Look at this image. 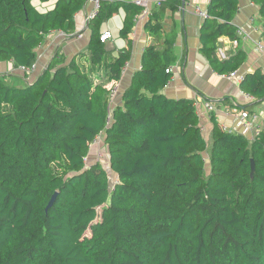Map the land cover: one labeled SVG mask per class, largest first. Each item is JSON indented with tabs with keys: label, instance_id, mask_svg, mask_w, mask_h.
I'll return each mask as SVG.
<instances>
[{
	"label": "trees",
	"instance_id": "obj_1",
	"mask_svg": "<svg viewBox=\"0 0 264 264\" xmlns=\"http://www.w3.org/2000/svg\"><path fill=\"white\" fill-rule=\"evenodd\" d=\"M32 1L0 0V62L15 68L36 63L49 33L73 36L87 3L57 0L40 13ZM251 2L264 37V0ZM159 3L144 27L153 45L112 109L96 73L118 82L131 54L109 58L100 27L122 9L126 39L136 5L100 0L87 25L88 70L57 52L31 84L12 86L0 75V264H264V132L248 141L211 113L207 143L194 102L163 94L176 33L163 35L162 21L180 2ZM238 5L210 0L200 33L201 54L222 76L245 62L240 51L226 60L216 53L219 39H236ZM239 87L254 100L244 112L264 103L260 70ZM99 134L117 179L112 190L101 162H84Z\"/></svg>",
	"mask_w": 264,
	"mask_h": 264
},
{
	"label": "crops",
	"instance_id": "obj_2",
	"mask_svg": "<svg viewBox=\"0 0 264 264\" xmlns=\"http://www.w3.org/2000/svg\"><path fill=\"white\" fill-rule=\"evenodd\" d=\"M118 1L136 6L138 1H148L150 10H153L158 8L156 1L166 0ZM178 1L180 2L179 9L172 10L173 12L170 9H166L162 21L163 35L171 31H175L176 33L173 47L176 61L173 66L169 67V69H172V76L168 85L163 89V94L169 99H184L194 102L205 141L209 140L212 130L210 120L212 114L216 117L221 128L223 127L231 133L242 135L248 141H252L254 138L250 136V133L243 130L239 120L240 114L244 112L243 106L249 103L244 98L246 94L241 91L239 84L214 72L207 59L201 54L200 33L204 20L198 18L192 9L193 5L199 3V0H185L184 7H182V0ZM32 2L33 7L38 12L46 13L54 7L57 0H48L44 3L38 0H33ZM209 3L207 0L201 1L205 9H207ZM238 4L239 10L232 24L236 29H242L248 36L246 38H239L236 47H233L231 41L227 38L219 39L217 42V56L218 51L222 50L227 56L226 59H229L240 51L245 55V62L235 73L244 76L260 70L264 74V53L259 52L256 47L258 40H264L262 36L263 20L259 15V8L251 0H238ZM92 8L93 5L87 0L81 12L75 16V36H67L61 32H51L45 37L42 45L36 49V71L32 75L33 77L24 79L12 62H0V75H6V82H10L12 86L23 87L27 83L31 84L46 69L57 52L63 56L65 64L75 57L76 62L88 70L90 64L87 58L83 56L87 54L90 42L87 19ZM124 20L125 13L122 9H119L116 14L108 21H105L100 27L101 36L105 33L111 34V38L104 42L106 49L110 52L109 58L117 57L119 52L129 49L131 54L127 61L128 68L125 71L122 70L121 79L116 82L118 95L111 109L120 104L121 93L129 87L132 76L142 67L144 49L147 46L153 45L152 39L148 37L144 28L146 21L134 23L130 34H128L126 39H123L120 36V31L122 30ZM103 75L102 71L97 72L95 83L103 84L106 87L115 82L105 81ZM206 102L214 105V113L211 114L206 111L204 108ZM246 111L249 114L257 115L260 119L259 122H264V103H260ZM104 150L107 156V148ZM90 153H93V156L91 157L92 159L89 157V165L91 164L90 161L94 162L95 150ZM105 170L108 172L107 168ZM112 178H116L114 174H112Z\"/></svg>",
	"mask_w": 264,
	"mask_h": 264
},
{
	"label": "built area",
	"instance_id": "obj_3",
	"mask_svg": "<svg viewBox=\"0 0 264 264\" xmlns=\"http://www.w3.org/2000/svg\"><path fill=\"white\" fill-rule=\"evenodd\" d=\"M88 1L93 5V8H92V11H91L88 19H87V24L92 18H94L97 15V12L100 9V0H88ZM201 1L202 0H199L198 4L193 5L192 9H193V13L198 18L205 20L208 16H207L206 9L201 4ZM207 1H208V3L210 2V0H207ZM159 2L160 1H156V4L160 5ZM136 4H137V6H139L141 8V11L139 12V14H137L134 17L133 22L139 23V22L146 21L150 15V8H149L148 1H138ZM251 22H253V20H251ZM247 36L248 35L242 29H240V28L236 29V39L231 41L232 46L236 47L238 45V39L239 38H246ZM110 38H111V34L105 33L101 36L100 42L104 43L106 40H108ZM256 47H257V50L259 52L264 53V40H258L256 42ZM218 56L223 60L227 58L226 54L222 50L218 51ZM127 68H128V63L126 62L124 64V67L122 70L125 71ZM17 71H18V73L21 74V76L24 79L25 78L30 79V77L36 71V64H32L30 67H19ZM166 73L172 74V69L166 70ZM225 77L229 80L236 82L237 84H240L243 80V76H240L237 73H231ZM104 88L109 92V106L111 107L112 105H114V102H115L117 95H118L117 84H116V82H113ZM244 98L247 102H253L254 101L253 98L251 96H248V95H245ZM204 108L209 113H214V111H215L214 105L210 102H206L204 104ZM107 119H108V122H110L111 112L108 115ZM239 120H240V123L243 127V130L247 133H250V136H252L253 138L259 136L262 132H264V122H259L260 119L255 114H249L247 112H242L240 114ZM221 129L225 132H230L223 127ZM103 141H104L103 134H99L92 140V142L90 144V152L93 150H95V152H97L96 157L94 159V162H101V160L104 158V156H106L105 150H104L106 148V146H104ZM88 161H89V155L87 156V158L84 159V162L86 165H89ZM90 162L93 163L92 161H90Z\"/></svg>",
	"mask_w": 264,
	"mask_h": 264
},
{
	"label": "rangeland",
	"instance_id": "obj_4",
	"mask_svg": "<svg viewBox=\"0 0 264 264\" xmlns=\"http://www.w3.org/2000/svg\"><path fill=\"white\" fill-rule=\"evenodd\" d=\"M33 3V2H32ZM33 77V76H32ZM22 82H23V80H22ZM7 84H10V82H7ZM23 84H24V82H23ZM116 101V100H115ZM115 103V102H114ZM206 135V134H205ZM206 137V136H205ZM207 141V143H208V140H206ZM104 148V147H103ZM96 154H97V152H95L94 153V158L96 157ZM93 156V153H90L89 154V157L91 158ZM106 156H104V158L101 160V165L102 166H104V168L106 169V163H107V161H105L106 160ZM92 159V158H91ZM107 174H108V179H109V189L110 190H112V188L114 187V185L116 184V182H117V179L116 178H112V174L110 173V171L108 170V172H107ZM98 214H100V209H98Z\"/></svg>",
	"mask_w": 264,
	"mask_h": 264
},
{
	"label": "water",
	"instance_id": "obj_5",
	"mask_svg": "<svg viewBox=\"0 0 264 264\" xmlns=\"http://www.w3.org/2000/svg\"><path fill=\"white\" fill-rule=\"evenodd\" d=\"M184 1H185V0H182V7H184V5H185ZM250 167H251L250 177L252 178V177H253V174H254V163H253V161H251V165H250ZM56 196H57V194H55V195L52 197L51 201L49 202V204H48V206H47V208H46V211L49 210V209L53 206V204H54V202H55V199H56Z\"/></svg>",
	"mask_w": 264,
	"mask_h": 264
}]
</instances>
